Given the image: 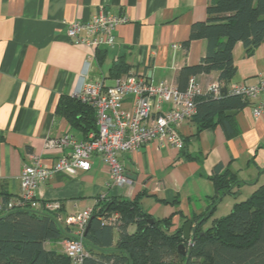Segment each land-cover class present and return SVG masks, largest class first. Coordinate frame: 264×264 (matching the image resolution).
Instances as JSON below:
<instances>
[{"label":"crops","instance_id":"1","mask_svg":"<svg viewBox=\"0 0 264 264\" xmlns=\"http://www.w3.org/2000/svg\"><path fill=\"white\" fill-rule=\"evenodd\" d=\"M208 0H0V201L21 194L20 175L31 156L50 167L67 151L43 150L45 141L65 133L77 139L81 132L70 129L58 115L61 97H73L86 61L89 79H101L113 86L115 79L141 73L152 84H175L180 68L195 65L205 54L206 42L196 40L185 50L190 27L206 20ZM127 19L114 30V45L89 49L70 43L66 25L87 22L99 8ZM232 58L236 72L230 85H255L264 78V42L252 54L241 43L235 45ZM123 61L127 71L118 76L112 67ZM201 86L218 80V73L198 75ZM132 96L125 97L131 108ZM262 96L232 115L239 133L226 139L220 125L197 132L190 119L179 128L184 149H158L149 143L133 152L118 155L124 172L133 183L126 187L108 184V167L97 156L90 159V169L69 177L54 173L38 184L35 200L38 210L44 203L58 202L60 217L76 215L93 208L102 197L138 199L153 220L171 217V231L192 220L197 221L213 206L215 190L209 177L216 165L235 174L239 185L254 192L264 185V113L255 118L253 108ZM230 117V116H229ZM235 196L234 199L239 196ZM220 198L203 230L214 219ZM217 212V213H216ZM191 232V234H193ZM117 239V235L115 236ZM64 242L46 243L47 249L64 253ZM63 245V251L60 246Z\"/></svg>","mask_w":264,"mask_h":264},{"label":"trees","instance_id":"2","mask_svg":"<svg viewBox=\"0 0 264 264\" xmlns=\"http://www.w3.org/2000/svg\"><path fill=\"white\" fill-rule=\"evenodd\" d=\"M196 40L206 42L205 54L197 64L179 69L175 85L183 91L191 77L217 72L221 96L197 97L192 120L197 124V132L218 124L226 139H231L239 130L233 117L225 113L237 112L249 104L247 99L227 95L236 72L232 51L241 43L250 55L264 42V0H208L206 20L190 27L182 47L187 50ZM126 71L123 61L112 67L116 76ZM56 112L67 120L70 129L81 132V140L97 131L94 110L74 97H61ZM260 174H264V169ZM209 181L215 190L212 204L225 195H237L234 188L239 182L235 174L221 165L213 168ZM43 205L40 210L25 206L0 213V264H72L65 254L46 248V243L74 237L57 220L62 208L48 211ZM212 212L195 217L197 222L204 219L189 248L182 237L183 226L171 231V217L153 220L137 198H99L83 237L87 253L83 264H264V185L246 200L235 202L227 216L214 219L203 230ZM114 215L117 217L109 223L107 220ZM199 233L203 235L198 236ZM179 245H184L186 256L181 255Z\"/></svg>","mask_w":264,"mask_h":264},{"label":"built area","instance_id":"3","mask_svg":"<svg viewBox=\"0 0 264 264\" xmlns=\"http://www.w3.org/2000/svg\"><path fill=\"white\" fill-rule=\"evenodd\" d=\"M127 19L106 12L102 7L87 22L75 21L66 25L65 36L74 45L89 49L112 47L114 30ZM90 63L85 62L79 76V85L72 96L91 107L96 116V132H90L83 140L70 133L49 138L43 150H62L68 153L58 158L50 167L43 166L38 157L31 156V162L25 165L20 175V196L0 201V213L29 206L38 209L35 190L38 184L47 181L54 173H63L75 177L87 172L90 159L97 156L108 167V184L114 187H126L133 181L126 176L118 155L133 152L149 143H155L158 149L172 147L184 148V139L179 133L180 126L196 115L195 99L201 96H221L222 84L215 81L201 86L191 77L185 90H179L175 84L159 82L152 84L143 74L134 73L117 77L113 86H106L101 79H89ZM227 95L252 100L262 96V100L253 108V116L264 113V78L255 85L245 83L229 85ZM132 96L131 108H126L125 97ZM48 211H59L58 202L45 203ZM93 208L67 217H57L67 227L72 240L64 242V254L72 264H83L87 253L83 237ZM117 216L107 221L113 223Z\"/></svg>","mask_w":264,"mask_h":264},{"label":"water","instance_id":"4","mask_svg":"<svg viewBox=\"0 0 264 264\" xmlns=\"http://www.w3.org/2000/svg\"><path fill=\"white\" fill-rule=\"evenodd\" d=\"M235 114H236V111H228V112L225 113L226 116H232V115H235ZM219 200H220V199H218V201H219ZM218 201H217V202H218ZM217 202H216L215 204H213V206L209 209V211L206 213L205 216L209 215V214L212 212V210H213V208L215 207V205L217 204ZM203 219H204V218H203ZM203 219H201L200 221H198V222L196 223L195 227L193 228V232H192V224H193V221H192V220L187 221V222L183 225V229H182V237H183V239H184L186 242H188V244H189V248H191V247L193 246L194 235H195V233H196V230H197L198 226L202 223V220H203ZM152 222H153L152 220H149V223H152ZM88 228H89V223H88L87 226H86L85 234H86V232L88 231ZM191 232H192L193 234H191ZM202 235H203V233H199V234H198V236H202ZM178 250L181 251V255H182V256H186V255H187L186 252H185V250H184V245H179V246H178Z\"/></svg>","mask_w":264,"mask_h":264},{"label":"rangeland","instance_id":"5","mask_svg":"<svg viewBox=\"0 0 264 264\" xmlns=\"http://www.w3.org/2000/svg\"><path fill=\"white\" fill-rule=\"evenodd\" d=\"M238 192H239V195H238V193H237V195L239 196V198L237 197L236 199H234L235 197L230 195V196L226 197L223 201H221V203L219 204V206L217 208V212L221 213V210H224V213H221V214H224V216H227L231 212L233 204L235 202L246 200L250 196V193H248L247 188L238 190ZM60 247H61L60 250L63 251V245H61ZM62 254H64V253H62Z\"/></svg>","mask_w":264,"mask_h":264},{"label":"flooded vegetation","instance_id":"6","mask_svg":"<svg viewBox=\"0 0 264 264\" xmlns=\"http://www.w3.org/2000/svg\"><path fill=\"white\" fill-rule=\"evenodd\" d=\"M189 245V244H188Z\"/></svg>","mask_w":264,"mask_h":264}]
</instances>
